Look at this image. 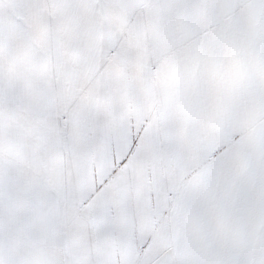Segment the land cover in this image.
I'll use <instances>...</instances> for the list:
<instances>
[{
	"label": "snow or ice",
	"instance_id": "snow-or-ice-1",
	"mask_svg": "<svg viewBox=\"0 0 264 264\" xmlns=\"http://www.w3.org/2000/svg\"><path fill=\"white\" fill-rule=\"evenodd\" d=\"M0 264H264V0H0Z\"/></svg>",
	"mask_w": 264,
	"mask_h": 264
}]
</instances>
